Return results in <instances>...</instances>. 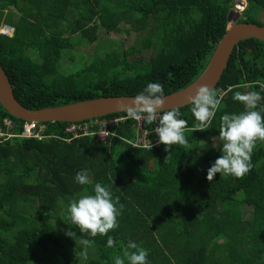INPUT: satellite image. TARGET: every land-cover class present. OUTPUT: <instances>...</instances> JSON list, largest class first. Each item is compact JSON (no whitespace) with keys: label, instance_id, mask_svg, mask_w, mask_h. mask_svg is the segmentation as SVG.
Returning <instances> with one entry per match:
<instances>
[{"label":"trees","instance_id":"trees-1","mask_svg":"<svg viewBox=\"0 0 264 264\" xmlns=\"http://www.w3.org/2000/svg\"><path fill=\"white\" fill-rule=\"evenodd\" d=\"M234 1L0 0V24L13 27L11 36L0 35V65L14 97L28 109L136 95L149 82L162 84L166 95L203 71L226 30ZM245 2L237 22H251L247 13L264 15V0ZM119 31L143 36L141 46L150 49L146 60L127 59L140 51L133 47L105 49L75 71L59 70L63 57L73 60L74 36L85 43L105 37L113 44L107 37ZM54 68L64 77L62 85L54 83ZM211 91L215 97L223 94L206 129L193 130L199 122L191 103L178 107L179 118L186 121L187 143L167 150L164 144L150 150L131 148L119 139L103 143L83 137L66 144L51 137L0 138V264H112L111 258L122 256L129 240L148 250V264H264L263 141H256L252 168L239 178L215 174L208 181L210 164L198 161V168H190L186 154L200 151L213 160L220 155V117L245 111L234 99L237 92H259L257 109L264 108V42L239 41ZM3 117L19 130L23 120L0 104V125ZM65 123L44 122V132L59 135ZM132 126L130 120L121 122L117 132L131 138ZM85 168L90 183L81 186L73 178ZM96 182L108 185L123 209L118 227L108 233L117 243L106 247V236L84 234L95 241L85 255L64 234L73 230L74 239L81 235L67 208ZM61 220L68 223L63 231Z\"/></svg>","mask_w":264,"mask_h":264},{"label":"clouds","instance_id":"clouds-1","mask_svg":"<svg viewBox=\"0 0 264 264\" xmlns=\"http://www.w3.org/2000/svg\"><path fill=\"white\" fill-rule=\"evenodd\" d=\"M1 25V24H0ZM171 73L168 76L171 77ZM234 99L245 106V111L239 114H224L220 117L218 136L222 140L220 155L212 162L206 170V180H213L215 174L233 176L236 178L246 175L252 168L251 154L257 140L264 141V108L257 109V102L262 99L259 92L249 91L247 93L237 92ZM164 103L163 85L159 82H149L130 101L127 108V118L139 120L141 113L145 114V122L150 124L161 111ZM190 111L196 121L198 128L193 130H204L208 122L215 115L218 102L215 93L206 86H199L195 94L190 98ZM180 112L172 107L160 114L155 134L158 142L166 146L185 145L187 140L184 136L186 121L180 119ZM106 136L108 132H105ZM116 136L115 132L111 133ZM74 182L85 186L90 183L89 170L81 169L74 175ZM123 205L119 203V197H114L108 185L96 182L91 192L86 190L78 194L68 204L67 211L69 220L76 225L81 234L79 238L73 230L64 234L74 240L75 244L83 249L94 245V239L88 237L106 236L105 246L113 247L116 241L110 230L118 227V217L121 215ZM122 256L112 257V264H148V250L135 241L129 240L126 246L122 247ZM86 255V252H85Z\"/></svg>","mask_w":264,"mask_h":264},{"label":"water","instance_id":"water-1","mask_svg":"<svg viewBox=\"0 0 264 264\" xmlns=\"http://www.w3.org/2000/svg\"><path fill=\"white\" fill-rule=\"evenodd\" d=\"M229 15L230 10L227 14L226 30L216 43L203 71L182 89L164 95L161 111L190 104V98L199 86H206L212 90L221 78L230 54L239 41L255 38L264 42V25L237 21L228 25ZM133 96L135 95L101 96L57 106L28 109L14 97L8 77L0 65V104L11 116L21 120H34L40 123L68 122L127 112Z\"/></svg>","mask_w":264,"mask_h":264},{"label":"built area","instance_id":"built-area-1","mask_svg":"<svg viewBox=\"0 0 264 264\" xmlns=\"http://www.w3.org/2000/svg\"><path fill=\"white\" fill-rule=\"evenodd\" d=\"M13 33V27L1 23L0 35L11 36ZM223 94L220 93L216 99L219 103V98ZM160 111L156 114L152 123L145 122V114L141 113L139 120H133L127 118V116H114L110 118L104 117H92L80 121H68L66 122L61 131V134L45 133V126L43 123L34 120H23L19 130L14 131V123L10 118L3 117L0 125V138L11 137H25V138H55L66 144H70L73 140L87 137L92 138L103 143H109L112 140L119 139L127 143L131 148H139L150 150L152 148L161 147L163 144L158 142V137L155 134V128L157 127ZM130 120L133 122L132 130L133 137L125 138L119 135L117 127L121 122ZM107 136H106V133ZM112 132L116 133V136H112Z\"/></svg>","mask_w":264,"mask_h":264},{"label":"rangeland","instance_id":"rangeland-1","mask_svg":"<svg viewBox=\"0 0 264 264\" xmlns=\"http://www.w3.org/2000/svg\"><path fill=\"white\" fill-rule=\"evenodd\" d=\"M240 2H244V3L242 4ZM245 6H246L245 0H235L234 1L233 6L229 9L230 15H229L228 25L233 24L234 22L237 21L238 18L242 16L243 9L245 8ZM246 17L252 20L250 23H254V24L260 23V22L264 23V15L262 13L260 14L259 11L256 13L255 12L247 13ZM107 38H110L111 40H113L114 41L113 44L105 41L104 40L105 37L98 39L95 42L85 43L83 41H79V38L74 36L73 37V49L70 51V53L73 56V60L71 61L70 58H68V56L63 57V59L61 60L60 66H59V70L63 72L75 71L79 69L82 66V64L86 65L87 63H89V61L94 57L93 56L94 53L101 54L105 49H118L117 52H120V50L129 49L130 47L140 49L139 52H135L131 56H127V59L142 58L143 60H146L150 54V49L143 48V46H141L142 43L139 42L141 41L140 39H142L143 36L140 35L138 37V35L135 32L129 35H125L123 31H119L115 35H110ZM59 70L57 68H54L52 72V74L56 78L54 82L56 85L58 84L62 85L64 82V77L61 74H59L60 72ZM186 154H187V161L190 165V168H198L200 161L204 162L205 164L207 163L210 165L212 164V162H214V160L211 157H207L208 159H206L204 157L205 155L203 154V152H200V151H196L195 154L194 153L191 154V152L186 151ZM122 167H125V163H122ZM214 177L215 175L213 176V178ZM244 208L246 210H249V208L247 207H244ZM249 216H250V212L246 211V217H249ZM54 224L56 225L60 224L62 231L65 230L68 226V223L64 220H61L59 224L55 222ZM74 247L77 251L85 252V249L79 247L75 243H74ZM80 252H77V254H79ZM48 262L49 263L55 262L54 258L48 260ZM33 263L34 261H31L29 264H33ZM43 264H46V263L43 262Z\"/></svg>","mask_w":264,"mask_h":264},{"label":"bare ground","instance_id":"bare-ground-1","mask_svg":"<svg viewBox=\"0 0 264 264\" xmlns=\"http://www.w3.org/2000/svg\"><path fill=\"white\" fill-rule=\"evenodd\" d=\"M236 21V20H235Z\"/></svg>","mask_w":264,"mask_h":264}]
</instances>
